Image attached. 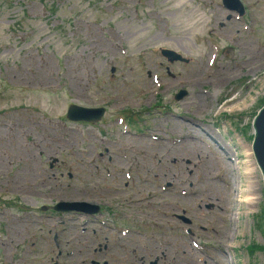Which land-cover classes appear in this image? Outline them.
I'll use <instances>...</instances> for the list:
<instances>
[{
    "label": "rangeland",
    "instance_id": "374dc122",
    "mask_svg": "<svg viewBox=\"0 0 264 264\" xmlns=\"http://www.w3.org/2000/svg\"><path fill=\"white\" fill-rule=\"evenodd\" d=\"M240 2L242 15L222 0H0V264H48L43 239L85 219L59 217L58 202L107 209L103 220L121 217L177 264H264L251 150L264 0ZM72 104L105 114L69 121ZM185 141L201 149L188 155Z\"/></svg>",
    "mask_w": 264,
    "mask_h": 264
},
{
    "label": "flooded vegetation",
    "instance_id": "af4514ba",
    "mask_svg": "<svg viewBox=\"0 0 264 264\" xmlns=\"http://www.w3.org/2000/svg\"><path fill=\"white\" fill-rule=\"evenodd\" d=\"M107 212V209L96 206L93 213L59 214V217L68 214L85 219L73 218L76 225L72 236L68 237L62 233L66 231L64 225L71 220L58 221L52 237L43 239L50 247L46 252L48 264H177L175 256L166 253V250L160 251L159 256L154 255L153 238L122 223L121 217H116V221L111 218L103 220L102 216ZM126 216L130 220L135 219L132 214L126 213ZM180 220L190 224L186 218L181 217ZM136 235L141 239H136Z\"/></svg>",
    "mask_w": 264,
    "mask_h": 264
},
{
    "label": "water",
    "instance_id": "95a60500",
    "mask_svg": "<svg viewBox=\"0 0 264 264\" xmlns=\"http://www.w3.org/2000/svg\"><path fill=\"white\" fill-rule=\"evenodd\" d=\"M223 6L228 10L236 11L242 15L244 10L240 0H222ZM161 55L167 59L168 62L187 63V60L180 54L171 50H161ZM185 92H180L176 99L184 96ZM105 113V109L99 108H85L76 105H69L66 110V118L73 122L93 123L101 120ZM253 137L251 143V150L260 171L264 187V105L257 111L252 121ZM52 209L57 212H84L93 213L96 211V206L90 205L86 202H58Z\"/></svg>",
    "mask_w": 264,
    "mask_h": 264
},
{
    "label": "bare ground",
    "instance_id": "6f19581e",
    "mask_svg": "<svg viewBox=\"0 0 264 264\" xmlns=\"http://www.w3.org/2000/svg\"><path fill=\"white\" fill-rule=\"evenodd\" d=\"M2 126V125H1ZM5 126V125H4ZM0 132H1V129H0ZM194 133V132H193ZM194 137V136H193ZM198 138V137H197ZM193 139V138H192ZM143 140V139H142ZM194 140V139H193ZM133 141V140H132ZM131 141V142H132ZM146 142V141H145ZM186 143L184 144V147L187 149V154L188 155H190L191 154V152H192V150H199V149H201L200 148V146H199V144H197V143H195V142H189V141H185ZM130 143V142H129ZM151 144V143H150ZM133 145V144H132ZM145 145V144H144ZM31 146V145H30ZM136 146H137V144H136ZM160 146V145H159ZM20 147V146H19ZM25 147V146H24ZM146 147H147V144H146ZM150 147V146H149ZM14 148V147H13ZM140 148V147H139ZM145 148V147H144ZM29 149V148H28ZM143 149V148H142ZM222 149V148H221ZM18 150V149H17ZM147 150V149H146ZM183 150V149H182ZM223 150H225L224 148H223ZM25 151V150H24ZM34 151V150H33ZM149 151V150H148ZM247 151V150H246ZM178 152V151H177ZM184 152V151H183ZM185 152V153H186ZM225 152V151H224ZM17 153V152H16ZM147 153H149V152H147ZM176 153V152H175ZM184 153V154H185ZM27 154V153H26ZM33 154V153H32ZM182 155V156H180V157H184V156H186L187 154H185V155ZM20 155V154H19ZM149 155H151V154H149ZM249 155H250V153H249ZM7 156V155H6ZM18 156V155H17ZM13 157H14V155H13ZM32 157V156H31ZM9 158V157H8ZM1 159H3V158H1ZM18 159V158H17ZM208 159V158H207ZM210 159V158H209ZM10 160V159H9ZM13 160V159H12ZM214 160V159H213ZM212 160V161H213ZM230 161H231V163L232 162H234L233 160H231V159H229ZM11 161V160H10ZM142 161V160H141ZM207 161V160H206ZM212 161H209L208 162V164H209V168H211V166H213V162ZM136 162V161H135ZM227 162V161H226ZM220 163H222V167L224 168V163L223 162H220ZM2 164V163H1ZM4 164H5V162H4ZM228 167H230L231 165H230V163H225ZM208 168V167H207ZM227 168V167H226ZM1 170V169H0ZM208 170V169H207ZM225 171V170H224ZM243 171L248 175V178L250 179V181H249V185L247 186V188H246V190H244V192H245V194H244V197L242 198V201L243 202H245L248 206H252L253 204H254V201L256 200V192L254 191V187H251V184H252V179L254 178V173H253V171H254V168H253V165H252V162L251 161H247L246 162V164H244L243 165ZM205 172V171H204ZM220 174V173H219ZM204 175V174H203ZM206 180L207 181H210V179L208 178L209 176H211L210 175V172H207L206 173ZM21 178V177H20ZM22 179V178H21ZM16 180V179H15ZM19 180V179H18ZM206 181V182H207ZM212 181V180H211ZM24 182V181H23ZM236 182V181H235ZM212 183V182H211ZM255 184V183H254ZM257 184V183H256ZM13 185V184H12ZM236 185V184H235ZM12 187V186H11ZM14 187H15V185H14ZM18 187V186H17ZM21 187V186H20ZM256 187V186H255ZM22 188H20V190H21ZM232 189V188H231ZM25 190V189H24ZM236 190L237 189H234V191L236 192ZM25 192V191H24ZM229 193V192H228ZM234 194V193H233ZM223 195V194H222ZM140 196V195H139ZM234 196V195H233ZM232 196V197H233ZM211 197V196H210ZM226 197V196H225ZM231 197V196H230ZM149 199V198H148ZM214 199V198H213ZM229 199V198H228ZM227 199V200H228ZM231 199V198H230ZM144 200V199H143ZM140 201H142V200H140ZM257 201V200H256ZM229 202V201H228ZM242 202V203H243ZM141 204V203H140ZM246 205V206H247ZM226 206V205H225ZM231 209V208H230ZM225 211V210H224ZM230 213V212H229ZM224 214V213H223ZM225 214H227V213H225ZM228 215V214H227ZM233 215V214H232ZM225 216V215H224ZM226 217V216H225ZM228 218V217H227ZM235 231V230H234ZM228 247L229 248H232V245H230V243H229V245H228Z\"/></svg>",
    "mask_w": 264,
    "mask_h": 264
},
{
    "label": "trees",
    "instance_id": "16d2710c",
    "mask_svg": "<svg viewBox=\"0 0 264 264\" xmlns=\"http://www.w3.org/2000/svg\"><path fill=\"white\" fill-rule=\"evenodd\" d=\"M254 249H255V250H256V249H260V247H259V248H258V247H255Z\"/></svg>",
    "mask_w": 264,
    "mask_h": 264
}]
</instances>
